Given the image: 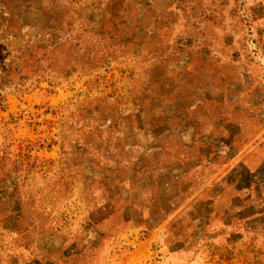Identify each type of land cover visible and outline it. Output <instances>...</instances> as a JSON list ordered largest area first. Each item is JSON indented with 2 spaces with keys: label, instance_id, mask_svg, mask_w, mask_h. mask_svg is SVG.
<instances>
[{
  "label": "rangeland",
  "instance_id": "374dc122",
  "mask_svg": "<svg viewBox=\"0 0 264 264\" xmlns=\"http://www.w3.org/2000/svg\"><path fill=\"white\" fill-rule=\"evenodd\" d=\"M10 1L0 4V19L3 9L18 16L7 17L9 28L0 26V159L9 158L28 193L42 180L36 170L42 162L44 184L97 179L104 171L96 169L97 154L94 160L90 154L115 127L111 103L120 101L122 116L136 113L121 121L124 133L138 130L133 133L138 148L124 156L126 163L139 165L138 235L162 243L165 212L178 208L182 187L194 174L184 173L182 181L184 121L198 128L203 120L204 132L188 151L210 152L205 129L211 126L204 121L209 114L223 115L221 101L231 121L223 133L219 126L215 142L225 152L223 138L233 137L229 149L238 152L225 178L242 182L246 196L264 202V0ZM69 35L86 39L68 47L55 44ZM147 119L154 121L148 130ZM144 140L153 148H140ZM51 149L56 159L45 156ZM216 157L220 167L228 163L226 156ZM104 158L105 153L102 168ZM13 174L12 182L18 179ZM193 229L194 224L188 234ZM125 248L108 255L110 264H156L169 256L159 247L149 253ZM214 255L220 264H264V237L249 253L222 248L207 259Z\"/></svg>",
  "mask_w": 264,
  "mask_h": 264
},
{
  "label": "crops",
  "instance_id": "0c3cea01",
  "mask_svg": "<svg viewBox=\"0 0 264 264\" xmlns=\"http://www.w3.org/2000/svg\"><path fill=\"white\" fill-rule=\"evenodd\" d=\"M4 1L0 0V4ZM28 1L26 0L27 3ZM58 6L63 7L60 3ZM7 17L13 20L18 16L3 9L0 26H11ZM75 36H66V40H56L55 44L65 43L68 47V42L72 40H78V43H72L73 46L83 43L86 39ZM102 68L104 67H99L101 71ZM85 76L90 80L94 73ZM66 90L70 91L69 88ZM224 98L225 103L229 102L228 97ZM7 103H10V98ZM111 104L115 127L112 132L106 134L99 150L90 154L93 160L96 157L99 159L96 169L104 171L97 179L78 184L70 178H59L44 184L42 167L45 165L42 162L40 166L36 165V170L40 169L42 180L40 183H33V187L36 185L37 189L35 193L30 194L17 174H13L9 158L0 159V264H110L108 255L113 251L127 252L125 246L132 248V251L139 250L138 252L144 253L161 248L169 256L156 264H220V261L215 259L217 255L207 259V254L217 253L222 248L233 252H251L259 237H264V202L260 204L262 199L249 194L250 191L246 196L247 190L242 182L236 183L225 178L229 162L238 152H231L229 149L233 137L223 138L222 146L226 149L225 152L219 151V143L215 142L217 133L220 130L223 133L228 121H231L225 117L226 108L221 101L218 106L223 108L220 111L223 115L216 118L219 114H209L208 119L204 121V125L211 126L205 129V134H208L213 143L210 152L199 151V157L195 150L188 151V147L204 132L203 128H200L203 120H199L198 128L195 125L187 126L184 121L182 181L187 178L184 173L194 174L189 175L190 185L182 187V200L178 208L173 212L168 208L169 212H165L166 231L159 234V237L163 236L162 243L159 240L152 241L148 237L143 238L142 234L138 235L139 165L124 161V156H132V149L138 148V139L133 137V133L137 134L138 130L132 127L124 133L121 121L122 117L134 118L136 113L122 116L117 110L122 103L114 101ZM242 104L244 105L243 102ZM149 123L154 121L146 120L147 130ZM213 125L218 128L213 130ZM220 125L224 127L219 130ZM107 147H110L108 154ZM140 148L149 150L153 148V144L145 141ZM128 151L131 153L126 154ZM104 153L105 163L102 168ZM45 154L52 160L57 156L52 149ZM204 154L207 155L205 161ZM219 154L226 156L228 161L222 167L217 163L216 156ZM201 173H205V178ZM11 174L15 180L16 177L18 179L12 182ZM51 174L53 169L49 176H53ZM61 191L66 193L62 194ZM15 194L19 195L18 201ZM246 204L258 206L251 208ZM141 219L150 220L145 215ZM192 224L194 229L188 234ZM156 236L157 233H154L152 237ZM252 237L255 238L254 243L251 241Z\"/></svg>",
  "mask_w": 264,
  "mask_h": 264
}]
</instances>
